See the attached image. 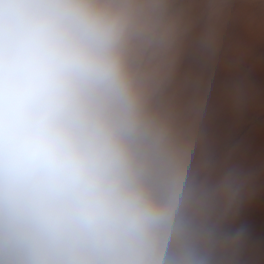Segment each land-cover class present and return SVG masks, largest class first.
I'll return each instance as SVG.
<instances>
[{
  "label": "clouds",
  "instance_id": "clouds-1",
  "mask_svg": "<svg viewBox=\"0 0 264 264\" xmlns=\"http://www.w3.org/2000/svg\"><path fill=\"white\" fill-rule=\"evenodd\" d=\"M134 0H0V264H245L255 175L148 116Z\"/></svg>",
  "mask_w": 264,
  "mask_h": 264
},
{
  "label": "rangeland",
  "instance_id": "rangeland-1",
  "mask_svg": "<svg viewBox=\"0 0 264 264\" xmlns=\"http://www.w3.org/2000/svg\"><path fill=\"white\" fill-rule=\"evenodd\" d=\"M125 53L133 88L148 116L189 166L254 173L253 195L229 221L249 237L245 264H264V0H134Z\"/></svg>",
  "mask_w": 264,
  "mask_h": 264
}]
</instances>
